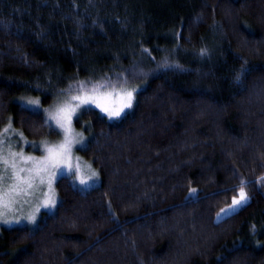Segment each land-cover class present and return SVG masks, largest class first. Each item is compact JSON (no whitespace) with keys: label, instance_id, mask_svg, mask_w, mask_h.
Listing matches in <instances>:
<instances>
[{"label":"trees","instance_id":"trees-1","mask_svg":"<svg viewBox=\"0 0 264 264\" xmlns=\"http://www.w3.org/2000/svg\"><path fill=\"white\" fill-rule=\"evenodd\" d=\"M125 80L129 111L76 122L98 185L58 179L52 215L1 229L0 264H264V0H0V128L52 136L18 98Z\"/></svg>","mask_w":264,"mask_h":264},{"label":"snow or ice","instance_id":"snow-or-ice-1","mask_svg":"<svg viewBox=\"0 0 264 264\" xmlns=\"http://www.w3.org/2000/svg\"><path fill=\"white\" fill-rule=\"evenodd\" d=\"M205 53L206 49H201V55ZM248 71L247 61H245L237 71L235 81L241 82ZM126 82L125 80L118 84L97 83L90 88L87 82H79L74 94H71L69 99L57 107L55 112L44 121L50 132H55L57 129L62 131L63 141L53 145L45 143L43 150L46 154L39 158L13 150V145L10 143L12 137L18 135L23 139V133H17L12 128L11 120L5 128L0 129V223L21 224L26 219L28 225L35 226L37 222L35 213L29 214L26 218L17 216L14 219H9L8 215L14 211V206L21 197L33 196L36 190L45 184L47 185V191L44 192L45 198L42 204L37 206L36 212H39L41 207L50 209L57 205L58 200L53 184L62 178L64 169H67L69 174L72 172L73 145L79 144L80 150H87L88 146L82 134H79L78 139L73 137V117L78 119V114L87 111L90 105H94L101 113L106 114L109 120L121 117L125 109L133 107L135 94L138 91L136 88L125 87ZM109 87L110 91L105 90ZM39 104V100H28L26 105L22 104L21 107L24 110L35 111ZM52 121L55 122V127L52 126ZM25 143L27 144V141ZM30 146L33 150H38V145L31 144ZM6 147L7 151H5ZM75 174L81 185H87L90 181L95 183L99 177V174L90 166L89 174H85L79 163L75 166ZM245 186L246 182L242 180L238 196H233L232 203L227 209L220 210L217 214L218 219L221 216L227 217L233 214L248 203L250 198L245 192ZM229 190L225 189V191ZM196 191V189H190V195L195 194Z\"/></svg>","mask_w":264,"mask_h":264},{"label":"rangeland","instance_id":"rangeland-1","mask_svg":"<svg viewBox=\"0 0 264 264\" xmlns=\"http://www.w3.org/2000/svg\"><path fill=\"white\" fill-rule=\"evenodd\" d=\"M130 88L139 89L138 86L130 87ZM105 90L110 91L111 88H107ZM74 92L75 91H70V92L59 94L56 97H54V99L52 100V102H50L49 105H46V106H44V105H42L40 103L38 109H36L34 112L41 113L43 115V117H44V120H46L50 116V114L55 112L57 107H59L62 103H64L67 99H69L70 95L74 94ZM28 100H38V99L37 98L36 99L35 98L34 99L33 98H25V99L18 98L16 101L20 105H22V104L26 105V102ZM133 104H134V102H133ZM28 107H32V106H28ZM90 108L97 110L101 115L105 116L109 120L108 116L106 114H104V113H101L100 110L95 108L94 105L88 106V109H90ZM129 110L130 109H125V111L121 114V116L124 113H126L127 111H129ZM81 113L78 114V119H77V117H73L72 135H73V137L78 139L79 138V134H82L84 139L87 141V144H88L89 136L86 135L85 132H83L82 129H80L76 125V122L79 121V117H80ZM115 119H117V118H114L112 120H115ZM7 125H8V123L3 125L0 129L5 128ZM83 125L84 124H82V126ZM52 126L55 127V122L54 121H52ZM12 128L17 133H19V131L14 126H12ZM9 135H12V134L9 133ZM63 138L64 137H63L62 131L57 129L55 131L54 135L49 136V137H45V138L40 139V140H28L24 136H23V139H21L20 136L16 135V136L12 137V140L10 141V143L13 145V150H15L17 152H21L22 151L25 155H31V156H35V157L39 158V157H41V156L46 154L44 152V150H43L45 143H47L48 145L58 144V143H61L63 141ZM25 141H27V144L25 143ZM31 144L38 145V150H33V148L30 146ZM5 151H7V147L5 148ZM80 151L81 150H80L79 144L73 145V149H72L73 170L69 174L68 170L64 169L62 177H68L70 179V181L72 182V184L76 188H78L80 190H87L89 188H92V187L98 185L99 177H98V179L96 180L95 183H92L90 181L89 184H87V185H81L79 183V181L76 179L75 166H76L77 163H79L82 171L85 174H89V166L91 167L92 170L96 171L94 166L89 161H87L85 158H83V156L81 155ZM56 182H54L53 187H54V190H55V193H56V196H57V200H59L57 192H56ZM46 191H47V185L45 184V185L41 186L40 188H38L33 196H31V197H21L20 201L14 206V211L12 213H9L8 218L9 219H14L17 216L22 217V218H26L29 214L35 213L36 216H37V222H36V225H37L38 221L44 215H52L55 212V209H56L57 205L54 208H50V209H45V208L41 207L40 211L36 212L37 206L41 205L42 201L45 198L44 197V192H46ZM231 203L229 205H231ZM229 205H227L226 207H224L222 209H227L229 207ZM218 213H220V211ZM217 214L215 215V218H214L215 221H219V220L224 218V216H221L218 219V215ZM11 227H27V228L32 229L35 226L28 225L26 219H24L21 224L6 225L4 223H0V231H1L2 228H11Z\"/></svg>","mask_w":264,"mask_h":264}]
</instances>
